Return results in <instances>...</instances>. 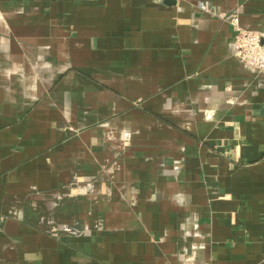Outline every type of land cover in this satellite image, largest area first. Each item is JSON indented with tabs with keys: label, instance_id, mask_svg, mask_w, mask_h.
Returning a JSON list of instances; mask_svg holds the SVG:
<instances>
[{
	"label": "crops",
	"instance_id": "1",
	"mask_svg": "<svg viewBox=\"0 0 264 264\" xmlns=\"http://www.w3.org/2000/svg\"><path fill=\"white\" fill-rule=\"evenodd\" d=\"M172 1L0 0V264H264V0Z\"/></svg>",
	"mask_w": 264,
	"mask_h": 264
},
{
	"label": "built area",
	"instance_id": "2",
	"mask_svg": "<svg viewBox=\"0 0 264 264\" xmlns=\"http://www.w3.org/2000/svg\"><path fill=\"white\" fill-rule=\"evenodd\" d=\"M207 6V3H204ZM234 34V55L244 65L264 75V31L244 29L239 24L237 13L228 16Z\"/></svg>",
	"mask_w": 264,
	"mask_h": 264
},
{
	"label": "water",
	"instance_id": "3",
	"mask_svg": "<svg viewBox=\"0 0 264 264\" xmlns=\"http://www.w3.org/2000/svg\"><path fill=\"white\" fill-rule=\"evenodd\" d=\"M164 2L170 4L171 2H173L172 0H164Z\"/></svg>",
	"mask_w": 264,
	"mask_h": 264
}]
</instances>
